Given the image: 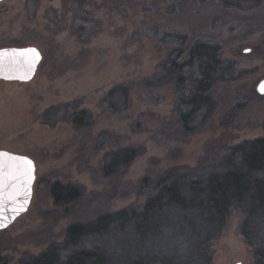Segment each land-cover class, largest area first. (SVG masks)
Returning a JSON list of instances; mask_svg holds the SVG:
<instances>
[{"label":"rangeland","instance_id":"rangeland-1","mask_svg":"<svg viewBox=\"0 0 264 264\" xmlns=\"http://www.w3.org/2000/svg\"><path fill=\"white\" fill-rule=\"evenodd\" d=\"M128 1L134 7L122 14L103 0H0V49L31 46L42 56L30 82L0 81V150L27 156L36 168L27 212L0 231V261L6 264L62 243L72 223L144 205L151 182L168 169H194L220 146L264 138V100L248 97L264 80V30L237 22L226 31L217 24L220 53L233 62L235 80L216 85L215 112L188 135L172 124L173 88L150 80L167 49L158 52L142 32L158 26L207 36L212 5L172 12L163 0ZM118 86L129 88V103L113 113L105 98ZM80 111L90 116L89 125L76 129L69 118ZM129 147L140 153L127 170L103 178L105 155ZM51 181L81 187L83 200L53 205ZM240 222V215L231 216L212 240L210 264H252Z\"/></svg>","mask_w":264,"mask_h":264},{"label":"trees","instance_id":"trees-1","mask_svg":"<svg viewBox=\"0 0 264 264\" xmlns=\"http://www.w3.org/2000/svg\"><path fill=\"white\" fill-rule=\"evenodd\" d=\"M84 1L76 0L80 5ZM107 1L122 14L134 7L128 0H103L102 5ZM163 1L166 10L172 12L189 4L195 11L207 7V3L212 5L206 28L212 36L193 37L158 26L143 28L142 32L143 37L156 43L158 52L167 49L159 72L150 80L173 88L172 124L178 132L190 135L215 112L216 85L235 80L233 62L220 53L214 32L217 24L226 31L237 22L252 31L264 30V0ZM234 14L240 18L235 19ZM221 17H226L224 22L220 20L222 24L217 21ZM128 96L129 88L118 86L105 99L115 113L121 104L128 106ZM248 97L264 100L254 91ZM69 119L76 129H82L89 125L90 116L80 111ZM168 123L171 127V121ZM217 150L213 158L202 159L197 168L176 167L159 175L151 182L144 205L72 223L62 243L51 244L41 254L17 264H210L211 242L235 214L241 217L239 234L251 249L252 264H264V138ZM219 152L223 153L220 157ZM139 153L129 147L106 154L100 168L102 177L114 179L123 174ZM147 184L148 178H143L141 185ZM83 192L72 183H48L49 197L57 207L80 203Z\"/></svg>","mask_w":264,"mask_h":264},{"label":"water","instance_id":"water-1","mask_svg":"<svg viewBox=\"0 0 264 264\" xmlns=\"http://www.w3.org/2000/svg\"><path fill=\"white\" fill-rule=\"evenodd\" d=\"M25 49H35L36 52L20 55V51ZM12 50H16L15 54ZM0 53H3V55L0 56V81L5 82H30L34 78L38 65L42 59L39 50L31 46L21 48H1ZM256 93L260 96H264V80L257 84ZM0 152L9 153L17 157H26L32 162L33 166V170L30 173L31 178H29L28 175H25L19 178L16 184H10L5 189L6 196L8 192H15V197L14 200L6 199L5 208L0 209V211L4 212V215L0 217V231H2L7 229L15 222V220L27 212L32 199L36 168L34 162L27 156L11 153L5 150H0ZM20 184H23V187H20Z\"/></svg>","mask_w":264,"mask_h":264},{"label":"snow or ice","instance_id":"snow-or-ice-1","mask_svg":"<svg viewBox=\"0 0 264 264\" xmlns=\"http://www.w3.org/2000/svg\"><path fill=\"white\" fill-rule=\"evenodd\" d=\"M15 54L16 50H12ZM35 49H25L20 51V55L25 53H35ZM3 53H0L2 56ZM38 56V53H37ZM33 170L32 162L26 157H17L9 153L0 152V209L5 208V200H14L15 192H8L5 195V189L10 184H16L19 178L28 175L31 178L30 173ZM23 187V184H20ZM4 215V212L0 211V217Z\"/></svg>","mask_w":264,"mask_h":264}]
</instances>
